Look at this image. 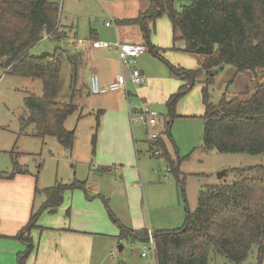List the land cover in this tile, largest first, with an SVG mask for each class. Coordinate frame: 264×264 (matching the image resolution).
<instances>
[{
  "label": "rangeland",
  "instance_id": "rangeland-1",
  "mask_svg": "<svg viewBox=\"0 0 264 264\" xmlns=\"http://www.w3.org/2000/svg\"><path fill=\"white\" fill-rule=\"evenodd\" d=\"M55 1L61 7V25L64 28L66 25H73L80 36H85L90 29L112 36L113 27L105 26L109 13L116 15V18L133 17L136 16L139 8H149L152 2V0H113L110 5L107 0ZM185 3L187 2L184 0H178L177 7L180 8ZM118 30L123 31L124 36L131 38L130 40H137L145 35L137 24H118ZM149 31L148 39L152 44L164 47L172 42V25L167 16L157 18L155 24L149 25ZM184 45L183 40L176 42L177 47L182 48ZM61 47H64L61 41L54 43L44 39L32 52H37L41 56L53 52L55 48L62 49ZM168 52L171 54L168 60L173 59L183 65L199 67V58L195 55L177 49ZM137 60L138 68L144 70L147 75L155 76L151 91L137 93L134 87L129 88L131 95L128 100L124 96L119 99V104L115 100V102L112 101L115 108L123 107L125 110L126 122L124 123L130 126V134L136 140V147L133 139L129 146L128 135L119 127L123 125L121 115L116 113L115 117L111 110V102L106 104L104 97L92 92L87 95V90L80 91L87 87L91 91L89 81L86 77H81L79 69L76 71L75 67L71 69L66 62L64 63L57 100L79 104L78 110L70 115L65 123L67 129H76L73 149L67 151L54 136L44 138L35 136L32 125L27 128L23 136H20L19 117L26 110L24 98L30 93L42 96L43 82L40 79L8 74L2 66L4 59L0 58V172L12 174L15 165H25L22 168L26 167L32 174L40 192L37 195L36 207H33L34 212L40 209L38 204L40 202L42 204L45 198L43 192L45 188L57 182L67 185L85 182L84 188L65 191L70 196L75 193V199L96 208L97 203L101 204L100 207L105 209V212L99 211V213L104 216L107 215V209L102 195L105 191L115 190L116 199L112 202L116 204V216L123 218V221L121 220L123 223L125 221L131 223L133 216L141 213L146 228L151 231L160 228L175 229L185 223L187 207L192 211L197 208L199 192L206 185L232 182L237 176L229 171L232 168L264 166V154L221 153L215 149H205L202 142L204 130L202 116L205 112L202 83L197 81L195 86L179 99L175 116L172 118L167 103L169 95L168 97L166 95L169 82L165 76L170 75L168 64L150 51ZM229 68L218 73L209 87L210 98L214 103L219 102L226 92L228 98L234 96L248 98L255 89L257 80L252 72L243 76L238 75L239 78L237 76L234 83L230 84L233 72L227 75ZM260 75H264V70L260 71ZM172 79L176 80L174 77ZM138 94L145 100L142 101ZM146 103L149 109L159 114L158 123L154 129L151 127L147 129L143 122L137 120L139 111ZM171 119V126L168 127L171 138L168 133L162 134V137L166 141L172 160L179 164V176L181 181H184L183 185L175 172L169 170L171 166L166 155L155 156L151 150L155 145L152 144L150 133L166 131V124ZM115 124L116 132L113 130ZM130 155L135 158V162L132 159L133 167L124 170L126 165L122 163L126 162ZM112 159L116 160V165H113ZM224 171L225 174H223ZM134 182H137L136 187ZM107 187L109 190H106ZM110 207L112 209L111 204ZM46 216H50L51 221L59 214L47 211L41 219ZM41 219H38L29 232L32 245L34 244L33 232L39 230L38 222ZM118 241L116 240L111 249L112 253L109 257L112 260L109 259L108 262L114 260L116 264L120 262L121 264H155L154 252L149 250V241L130 237L121 243L122 250L118 248ZM26 244L31 250L30 245ZM8 248L9 243L0 240V264L5 263L4 250ZM144 252L147 255H143ZM30 254L31 252L25 258V263ZM216 264L232 263L217 257ZM247 264H264V256L260 261L255 248Z\"/></svg>",
  "mask_w": 264,
  "mask_h": 264
},
{
  "label": "trees",
  "instance_id": "trees-1",
  "mask_svg": "<svg viewBox=\"0 0 264 264\" xmlns=\"http://www.w3.org/2000/svg\"><path fill=\"white\" fill-rule=\"evenodd\" d=\"M184 1L187 3L178 8V0H152L148 10L138 18L124 20L140 22L148 37V20L167 16L173 28L172 48L199 58L198 68L186 69L170 63L153 45H147L183 81L167 101L170 115L175 116L179 99L199 81L203 85L205 105L203 147L221 153L264 154V75H260L264 70V0ZM60 12L61 7L55 0H0V58L4 59L2 66L8 74L43 82L42 96L30 93L24 98L26 110L19 117L21 135L32 125L35 136H54L71 151L76 130L67 129L65 122L78 110V105L57 100L63 52L59 48L41 56L32 52L44 39L56 43L68 38L67 29L60 23ZM179 40L184 41L182 49L175 46ZM227 67L234 70L230 84L239 74L252 72L257 80L255 89L248 98H228L226 92L214 103L209 87ZM171 123L172 119L164 131L170 138ZM152 144L162 148V155H166L171 170L183 185L179 164L170 157L163 138ZM151 150L154 154L153 147ZM15 171L27 169L15 165L12 174ZM229 171L237 175L236 179L202 188L197 208L192 211L187 207L181 227L150 233L147 228L131 229L113 217L120 228L119 237L143 241H150L152 237L156 264H216L217 257L232 264H247L255 248L261 261L264 256V166ZM12 174L0 172V178ZM84 186L85 182L71 185L57 182L45 188L46 201L37 212H32L17 238L31 244L29 232L40 215L46 210L54 212L66 189ZM183 191L185 194L184 188ZM29 251L19 254V264L25 263Z\"/></svg>",
  "mask_w": 264,
  "mask_h": 264
},
{
  "label": "crops",
  "instance_id": "crops-1",
  "mask_svg": "<svg viewBox=\"0 0 264 264\" xmlns=\"http://www.w3.org/2000/svg\"><path fill=\"white\" fill-rule=\"evenodd\" d=\"M107 3L111 5L113 3V0H107ZM147 10L148 8L141 7L138 9L136 16L133 17L122 16L116 18V15L109 13L108 18L105 21V26L107 28L113 27L112 36H109L108 33L98 32L93 29L87 31L85 36H80L78 31L77 32L75 31L73 25L71 26L66 25L65 28L68 31V38H65L64 40L61 41L62 44H64V47L63 48L61 47L62 49H60L63 52L62 69L65 62L67 66L69 65L71 67V69H74V67L76 68V71L79 69L80 70L79 74L81 75L82 78L86 77L87 81H89V84H90V77L93 74H96L99 77L100 84L102 86H106L112 81H114L117 75L122 71V69H124L128 79L127 91L120 90L116 92H108L97 95L105 98L103 99L104 103L107 104L109 103V101L111 102L110 103L112 105L111 110L114 113L115 117H116V113L121 115V121L123 125L119 127L123 129V132L126 135H128L129 146L131 145L133 139L135 147H136V143H135L136 140L130 134V126L124 123L126 122V116H125L126 112L123 109V107L115 108L114 107L115 104L112 101L115 100L117 104H119L120 103L119 99H121V97L123 98L124 96L128 100V97H130L131 95V91L129 90V88L133 89V87L137 93L150 92L153 86V81L155 76H151L150 74L147 75L145 74L144 70L139 68L140 71L142 72V75L144 76V82L141 84L134 83L131 79L130 67L125 68L122 66L121 60L118 55V51L115 47L112 49L94 48L92 46V42L94 40H102V41H110L113 43L119 41L122 43H132V44H146V45L151 44L153 45V47L158 49L160 55H162L167 61L174 64L175 66L184 67L186 69H196L193 66L183 65L182 63L176 62L173 59L168 60L169 56H171L170 52L168 51L172 50L173 49L172 47L174 46L173 28L171 31L172 42L166 44L164 47H161L152 44L149 41L148 37L144 35V31L140 22L137 23L124 22V20L126 19L138 18L141 13H144ZM111 18L113 19L112 24L107 25V22L110 21ZM156 20L155 21L148 20V26L151 24H155ZM118 24L139 25L144 35L142 36L143 41H142V37H140L137 40H130L131 38L124 36L123 31L119 32ZM38 47L39 45L36 48ZM177 48L179 49L180 47ZM148 51H150L149 48ZM147 52L141 55L140 57L145 56ZM151 53L153 54V52ZM35 54L40 55L37 52ZM137 65H138V60L136 61V67ZM227 71H228L226 73L227 75H230L232 72H234L233 68H229ZM169 72L170 75L165 76V79L169 82L168 83L169 90L166 94L167 97L168 95L170 97L173 94V92L175 93L179 89V87L183 84V81L180 80L177 76H175L174 73L171 72V70ZM247 73L249 72L239 74V76L241 75L243 76L244 74ZM173 77L176 80H173L172 79ZM61 78H62V71H61ZM179 83L181 84L178 87ZM83 84H85L84 81ZM83 90H87V95L91 94V91H89L88 87L86 89L85 88L80 89V91ZM138 97L142 101L145 100V98L140 97L139 94ZM138 97L137 100H139ZM146 104H144L143 106H148V104L147 105ZM77 105L79 107V104ZM100 111L104 112L103 109H100ZM122 115H123V120H122ZM113 130L116 132V124L113 126ZM23 135L20 134V136ZM163 141L167 147V151L169 152L168 146L164 138ZM169 155L170 157H172L170 152ZM132 159H134L135 162V158L130 155V157H127V161L122 163V165H126L124 170L127 169L129 170L131 167H133L132 163L134 162H132ZM112 160L114 162L113 165H116V160L114 159ZM22 166L20 165L21 168ZM25 169L27 168L25 167ZM34 180H35L34 177L32 176L31 173H29L28 170L26 172L15 171L12 174V176L8 178H0V240L9 243V248L7 250H4L6 254L4 257V262H5L4 264H19L18 254L28 249V245L24 243V241H22L21 239L17 238V234L28 223L32 211H34L33 207L35 206L36 202H38L37 195L40 192ZM136 185L137 182H134L135 187ZM106 190H109V188L107 187ZM98 192L101 193L100 191ZM74 196L75 193L72 196H70L67 191H64L63 200L61 204L54 211L59 214L57 218L50 221L51 217L46 216L41 219V217L45 216V212L49 210L44 211L41 214L39 218L41 220H39L38 222L39 230H34L33 232L34 244L33 245L29 244L31 247L30 250L31 254L28 257L27 262L25 264H116V261L114 260L108 262V260L110 259L109 254L112 253L111 249H113L116 240L117 241L119 240L117 242L118 248L122 250L123 246L121 243L126 239H121L119 237L120 228L116 220L113 219V217H115V219H117L120 223L124 224L125 226L131 229L140 230L146 228V223L141 213H139L138 216L134 215L133 220H131L132 221L131 223L127 221L123 223L122 222L123 218H118L116 216V211H117L116 204H113L112 202L114 199H116L115 190L105 191V193H103L102 195L107 209V215L104 216L101 215L103 212H105V209H102V207H100L102 206L101 204L97 203L96 204L97 208H96L95 206L88 205L89 203H83L82 200L75 199ZM45 201H46V196L42 200V204L41 202L40 204H38L39 207H41ZM110 204L112 205V209L110 207ZM99 211L102 213H99ZM97 214L99 217L97 216ZM157 230H166V229L160 228L154 231ZM152 231L150 229V233ZM119 264H121V262ZM155 264H156V257H155Z\"/></svg>",
  "mask_w": 264,
  "mask_h": 264
},
{
  "label": "built area",
  "instance_id": "built-area-1",
  "mask_svg": "<svg viewBox=\"0 0 264 264\" xmlns=\"http://www.w3.org/2000/svg\"><path fill=\"white\" fill-rule=\"evenodd\" d=\"M112 22L113 19L111 18V20L107 22V25H111ZM92 46L94 48L110 49L115 47L118 51L122 66L125 68L130 67L132 81L136 84H141L144 82V76L142 75L140 69L136 67V61L138 57L148 51V46L146 44L122 43L119 41L113 43L110 41L94 40L92 42ZM127 81L128 79L124 69H122V71L117 75L114 81L106 86H102L100 84L98 75L93 74L90 77V90L95 94H104L120 90L127 91ZM158 117L159 114L156 111L149 109L148 106H143L139 111L137 120L143 122L147 129H149L150 127L154 129V127H156L158 123ZM162 134H164V131H161L160 133L152 132L150 133V138L151 140H153V142H155L162 137ZM153 151L156 156H162L163 154L162 148L158 146H155ZM169 170L171 169L169 168ZM150 251L154 252L155 254V245L152 237L150 238ZM143 255H147V253L144 252Z\"/></svg>",
  "mask_w": 264,
  "mask_h": 264
},
{
  "label": "water",
  "instance_id": "water-1",
  "mask_svg": "<svg viewBox=\"0 0 264 264\" xmlns=\"http://www.w3.org/2000/svg\"><path fill=\"white\" fill-rule=\"evenodd\" d=\"M226 172L224 171L223 174H225Z\"/></svg>",
  "mask_w": 264,
  "mask_h": 264
}]
</instances>
